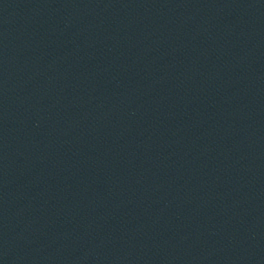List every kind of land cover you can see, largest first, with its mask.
Here are the masks:
<instances>
[{
	"label": "water",
	"instance_id": "water-1",
	"mask_svg": "<svg viewBox=\"0 0 264 264\" xmlns=\"http://www.w3.org/2000/svg\"><path fill=\"white\" fill-rule=\"evenodd\" d=\"M0 264H264V0H0Z\"/></svg>",
	"mask_w": 264,
	"mask_h": 264
}]
</instances>
